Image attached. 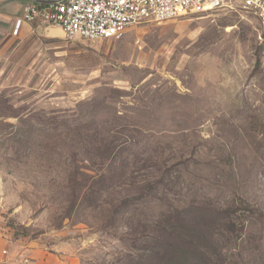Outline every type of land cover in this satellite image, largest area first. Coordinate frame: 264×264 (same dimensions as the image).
<instances>
[{
  "label": "rangeland",
  "instance_id": "rangeland-1",
  "mask_svg": "<svg viewBox=\"0 0 264 264\" xmlns=\"http://www.w3.org/2000/svg\"><path fill=\"white\" fill-rule=\"evenodd\" d=\"M1 259L264 264L253 16L182 15L103 41L0 33Z\"/></svg>",
  "mask_w": 264,
  "mask_h": 264
},
{
  "label": "built area",
  "instance_id": "built-area-1",
  "mask_svg": "<svg viewBox=\"0 0 264 264\" xmlns=\"http://www.w3.org/2000/svg\"><path fill=\"white\" fill-rule=\"evenodd\" d=\"M21 1L22 15L13 22L15 35L26 23L46 24L58 27L66 39L103 41L121 37L132 25L160 23L182 15L216 10L251 15L264 33V0Z\"/></svg>",
  "mask_w": 264,
  "mask_h": 264
},
{
  "label": "crops",
  "instance_id": "crops-1",
  "mask_svg": "<svg viewBox=\"0 0 264 264\" xmlns=\"http://www.w3.org/2000/svg\"><path fill=\"white\" fill-rule=\"evenodd\" d=\"M22 6L21 0H0V33L6 29H13V22L21 13ZM25 27H31V25L26 23L21 29Z\"/></svg>",
  "mask_w": 264,
  "mask_h": 264
},
{
  "label": "trees",
  "instance_id": "trees-1",
  "mask_svg": "<svg viewBox=\"0 0 264 264\" xmlns=\"http://www.w3.org/2000/svg\"><path fill=\"white\" fill-rule=\"evenodd\" d=\"M163 233H165V234H169L166 230L164 231V228L163 229H161L159 232H158V237L159 238H163V237H165L164 236V234ZM172 234V233H171ZM168 237H165V238H168V239H174L170 234L169 235H167ZM177 243V246H180L179 245V243L178 242H176ZM171 245V244H170ZM172 246V245H171ZM173 248V247H172ZM171 253H175L176 251L175 250H172V251H170Z\"/></svg>",
  "mask_w": 264,
  "mask_h": 264
}]
</instances>
